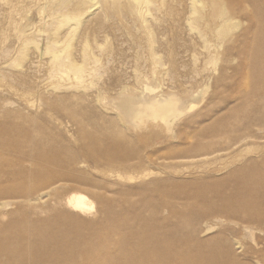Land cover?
I'll use <instances>...</instances> for the list:
<instances>
[{
    "label": "bare ground",
    "instance_id": "bare-ground-1",
    "mask_svg": "<svg viewBox=\"0 0 264 264\" xmlns=\"http://www.w3.org/2000/svg\"><path fill=\"white\" fill-rule=\"evenodd\" d=\"M235 1L229 8L225 0H49L56 11L46 28V44L28 38L22 31L19 50L28 55L33 46L38 58L47 55L51 74L58 76L60 82L70 81L61 86L80 92L96 85L88 80L98 72L100 59L94 50L102 51L106 46L98 42L97 36L91 43L88 35L81 36L80 44H75L86 13L100 10L101 19L116 17L120 24L127 19L139 23L142 33L134 41L137 59L154 64L152 73L161 77L178 73L184 66L166 60L170 42L166 39L167 30H161L165 14L177 10V4L185 5L177 21L187 28L191 42L200 44L198 50V46L188 47L185 41L179 42L180 48L174 52L179 59L190 54L196 62L204 55L209 64V60L214 63L221 56L219 44L232 38L230 31L235 26L247 23L238 45L247 56L244 66L253 67L249 75L252 80L243 89L237 85L236 93L223 105L220 100L217 114L210 113L213 106L188 119L187 124L195 121L197 125L209 120L196 130L199 143L209 138L207 147L217 146L220 139L225 144L210 152L197 146L184 151L190 153L188 156L212 158L211 154L219 155L245 142L258 145L257 141H264V0ZM64 27L67 33L63 39L59 34ZM210 40L216 41V46L210 45ZM246 42L252 44V49L244 51L242 45ZM232 50H225V64L218 69L221 89L228 85L223 79L229 76L230 62L235 57ZM18 61L15 59L14 63L20 65ZM33 63L27 72L39 70ZM91 64L94 66L88 67ZM131 85L120 84V97L115 100L117 119L124 118L127 128L129 125L139 130L172 129L179 118L197 105L196 89L187 91V96L174 92L173 87L165 93L146 96L145 91L153 93L156 87ZM22 106L8 109L10 115L21 119L0 120V264H264V145L256 154L227 166L226 176L216 180L199 176L186 185L169 177L151 178L155 172L148 168L151 153L144 154L132 138V147L124 149V141L110 138L106 145L93 139L70 152L50 127L28 120L30 115L24 111L31 106L28 100ZM223 106L227 107L221 110ZM83 112V107L68 111L80 125L84 121L76 116ZM4 115L0 111V116ZM91 122L95 123L93 118ZM109 128L105 131L107 136L113 130ZM90 154L99 169L98 178L80 169L89 166L86 156ZM140 173L149 177L142 186L126 183L139 178ZM114 175L123 180H110ZM83 186L89 187L92 200L80 190ZM208 191L214 196L210 197ZM181 199L194 205L195 211L188 213L172 204ZM97 203L101 206L96 217L87 219ZM117 203L131 207H117ZM6 215L11 220L4 222L2 217ZM225 221L232 225L223 226L219 234L202 236ZM242 237L251 238L254 245L245 248ZM245 252L252 256L246 258Z\"/></svg>",
    "mask_w": 264,
    "mask_h": 264
},
{
    "label": "rangeland",
    "instance_id": "rangeland-1",
    "mask_svg": "<svg viewBox=\"0 0 264 264\" xmlns=\"http://www.w3.org/2000/svg\"><path fill=\"white\" fill-rule=\"evenodd\" d=\"M219 1L221 2L222 0ZM225 2L229 8H232L233 5L236 4L235 0H225ZM184 7L185 5L182 3L177 4L175 8L179 10L174 9L175 12L173 11L172 14H165L161 28L162 31L165 30L166 32L167 30L168 32V34H166V39L170 42L168 45H170L171 48L176 46L172 49L168 46L169 53L166 55L168 57H165L166 60L180 66L181 64L184 65L180 67L178 73H174L175 75L171 74V77L168 74L162 77L161 75L153 74L152 70L154 64L150 61H144L143 58L141 60L137 59V44H135L134 41L136 37L142 33L139 23L135 24L131 19H127L126 21L123 20L120 24L119 20H116V17L101 19V17H99L100 10L86 13L84 15L85 23L81 25L78 31L75 44H80L81 36L88 35L91 43L94 42V38L97 36L96 39L99 40L98 42L105 43L106 46L102 51L97 48L94 50L100 62L98 64V72L92 73L88 80H93L96 85L89 88L90 90H80L79 92L61 86L70 81L62 80L60 82L58 76L51 74L50 60L47 55H43L41 59L38 58L39 56L33 46L29 48V56L25 50H19L22 46L21 38L19 37L22 31H25L28 38L37 39L43 44H46L48 35L46 28L50 26L49 24L55 16L54 12L56 8L51 6L49 0H0V98L2 99H0V111H4L5 113L3 117L0 116V120L12 122L21 119V117L10 115L8 109H16L17 107L23 108L22 105L28 100L31 106H29L28 109L26 108V110L24 109V111L30 115L28 120L36 121L38 124L48 127V129L50 127V131L55 133L58 139L64 144V147H67L70 152L72 149L74 150L82 144H87L93 139L94 141L98 139L102 145H106L110 141V138L118 142L124 141L122 146V149H124L132 147V138L135 141L134 145L139 147L144 154L151 153V162L148 168H152L150 169L152 172L155 170V172L151 174V178L165 179L169 177L174 179L173 182L189 185L193 179L199 176L213 180L226 176L229 172V169L226 168L227 166H230L238 159L259 152V147L264 145V141H257L258 145L247 144L248 142H245L238 148L223 151L219 155L217 153L211 154L212 158H210L211 156H206L207 158L204 156H188L190 153L184 151L187 147L197 146V148L202 149V151L210 152L212 151L211 149L222 146L225 142L223 139H218L219 144L217 146L212 145L207 147V140H209V138L199 143L195 138V133L196 130L208 124L209 120H205L199 125H197L198 123L195 121L190 124L187 123L189 117L205 111L208 107L212 108L214 106V111H210V113L217 114L219 112L218 102L220 100L223 105L230 95L236 93L237 85L241 86V88L246 87V82L252 80L249 75L253 67L244 66L247 56L245 52L243 54L241 53V46L238 45L240 44L238 39L240 40V36L244 32L243 30H245L244 27H247V23L242 22L240 25L238 24L239 27L235 26L236 28L234 27V30L232 32L230 31V33H232V38L228 39L229 41H226V43L224 42V45L218 43L219 46L221 45L220 47L218 46L221 51V56L219 60L214 61V63L216 62L215 64L212 63L213 61L211 60H209V64L207 59L204 58V55L200 56L196 62H194L195 60H193L190 54L184 55V57L179 59L180 56L174 53L180 48V45L177 46L179 42L182 43L185 41L184 43H186V45L189 44L188 47L198 46V50L200 49L199 43L196 45V43L191 42L192 37L186 32L187 28H183L182 23L180 24V22H178L180 17L177 16H179L178 14L181 13ZM180 27L183 28V30ZM66 33L67 28L64 27L60 31L59 36H62L64 39ZM179 34L182 35L180 36ZM177 36L179 38L183 37V40L178 39ZM232 40H237L238 43L235 41L232 43ZM210 41H212V43L209 42L210 45H213V47L214 45L216 46V41ZM234 42L237 45H234ZM232 46L237 49H234ZM242 48L244 51L246 48L247 50L252 49V44L246 42L242 45ZM170 49L173 52L170 51ZM174 49L176 51H174ZM226 49H233L232 53L234 51L233 55L235 57L232 58L230 62V70H228L229 76L223 79V81H227L225 85H228L226 89H221L222 87L220 88V84H218L217 80L219 73L218 69L225 64L224 58H226ZM25 55L28 57H25ZM15 59L16 62L19 60L18 62H20V65L14 63ZM32 61L37 67L39 66V70L27 72L26 69ZM92 66H94V64L88 67ZM254 70L255 68L253 71ZM233 74L236 75L232 79L230 76ZM160 78L163 79L161 80ZM135 82L140 85L149 84L154 88L156 87V91L153 93L145 91L146 96L160 92L165 93L170 88L172 89V87L174 92H177L181 96H187V91L196 89L197 92L195 95L197 98L195 99V103L197 105L189 111L188 114L179 118L177 125L172 129L164 128L162 131L158 129L139 130L129 125V128H127L128 123L124 118L120 120L117 119V106L115 100L120 97V84L125 83L134 85L136 84ZM57 85H60V87H56ZM219 88L220 90H218ZM79 96H83L82 99ZM9 101L12 102L7 104ZM234 103L235 102L229 103V105L232 106ZM227 106H223L221 110H224ZM81 107L84 108V112L83 114L77 115L76 118H82L84 121L82 125L68 113V111L75 112L77 108ZM92 118L95 123L91 122ZM110 121H114V124L112 125L113 122ZM107 127H110L109 130L111 128L113 129L110 136L105 134ZM176 131L180 136L177 135ZM120 152H122V150ZM216 155L218 157H216ZM86 158L89 161V166H82L80 169L90 173L93 178L100 177L98 173L99 169L93 163L94 155H87ZM141 174L142 173L139 174V178L126 181V183L134 187L142 186L149 177H143ZM110 180L120 182L123 179L118 175H114V177H110ZM154 186L157 189H162V186ZM166 187H171V185H166ZM87 188L89 187L83 186L80 190L85 192L92 200L93 198ZM208 195L210 197L214 196L211 191H208ZM174 201L175 203L172 204L174 206L176 204V207L182 211L188 213H193L195 211L194 205H189L185 199ZM169 204L172 206L171 203ZM100 206L101 203H97L96 210L87 214L86 218L94 219ZM116 206L131 207L124 203H117ZM171 210L172 209L169 207V211ZM2 219L6 222L10 221L11 217L6 215L2 217ZM13 223L15 226L18 224L15 221ZM231 225L232 224L227 221L222 222L218 227L216 226L214 230L202 236L208 237L219 234L223 226ZM31 234H34L32 238L35 239V233L31 232ZM257 236H260V234L258 233ZM242 240L245 243V248L254 245V242L249 237H242ZM244 254L247 255L245 256L246 258L252 256L250 252H245Z\"/></svg>",
    "mask_w": 264,
    "mask_h": 264
}]
</instances>
